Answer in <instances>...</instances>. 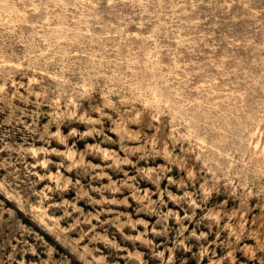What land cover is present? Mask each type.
<instances>
[{"label":"rangeland","instance_id":"obj_1","mask_svg":"<svg viewBox=\"0 0 264 264\" xmlns=\"http://www.w3.org/2000/svg\"><path fill=\"white\" fill-rule=\"evenodd\" d=\"M0 264H264V0H0Z\"/></svg>","mask_w":264,"mask_h":264}]
</instances>
